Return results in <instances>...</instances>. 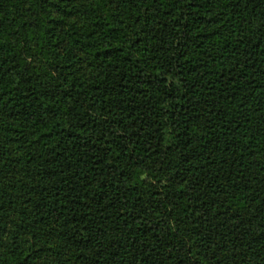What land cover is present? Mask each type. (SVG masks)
Segmentation results:
<instances>
[{
	"label": "trees",
	"instance_id": "1",
	"mask_svg": "<svg viewBox=\"0 0 264 264\" xmlns=\"http://www.w3.org/2000/svg\"><path fill=\"white\" fill-rule=\"evenodd\" d=\"M0 264H264V0H0Z\"/></svg>",
	"mask_w": 264,
	"mask_h": 264
}]
</instances>
